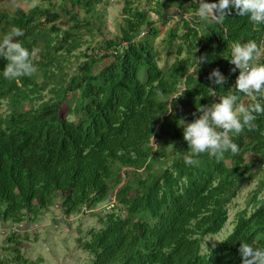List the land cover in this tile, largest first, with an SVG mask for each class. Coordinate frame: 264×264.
Masks as SVG:
<instances>
[{"label":"trees","instance_id":"16d2710c","mask_svg":"<svg viewBox=\"0 0 264 264\" xmlns=\"http://www.w3.org/2000/svg\"><path fill=\"white\" fill-rule=\"evenodd\" d=\"M68 1L71 9L64 3L59 11L35 6L27 12L16 8L12 15L1 13L0 39L19 26L24 35L16 39L31 50L43 35L36 19L51 22L49 31L58 37L60 29L53 23L61 13L78 24L72 9L80 4L90 12L102 0ZM167 1L155 0L158 7L152 11L164 17ZM122 12L120 36L97 46L123 43L122 49L78 62L71 74L64 73L49 88L52 82L36 80L38 73L5 78L8 61L0 58V224H34L57 198L65 215L78 213L83 205L95 207L113 193L117 204L110 202V210L99 219L101 228H91L87 240H77L92 255L89 264H242L241 241L264 248V179L236 212L223 241L205 250L201 245L204 236L225 225L227 206L242 182L256 176L255 162H246L245 153L258 155V164L264 166V114H257L256 127L234 137L238 152L229 151L223 158L202 153L191 165L183 159L189 149L181 118L192 121L200 115L201 104L236 90L239 69L230 72V46L249 40L261 46L264 24L232 13L224 24L206 23L197 14L180 17L183 32L172 30L163 39L167 45L180 40L177 57L160 67L150 39L156 34L155 21L148 9L126 1ZM86 22L92 28L93 21ZM142 32L146 36L135 41ZM69 36L66 32L58 39L57 51ZM75 42L65 51L73 52ZM49 46L46 40L44 47ZM202 53L211 60L199 67L193 57ZM85 55L83 51L78 59ZM45 57L52 61V56ZM258 62L264 63V45ZM34 63L47 76L48 61ZM217 67L227 77L224 85L208 79ZM46 88L50 95L44 98ZM69 93H74L73 100L62 110ZM238 94L245 104L254 103ZM15 254L13 260L25 261L19 251Z\"/></svg>","mask_w":264,"mask_h":264},{"label":"rangeland","instance_id":"374dc122","mask_svg":"<svg viewBox=\"0 0 264 264\" xmlns=\"http://www.w3.org/2000/svg\"><path fill=\"white\" fill-rule=\"evenodd\" d=\"M126 1L131 2V7L137 6L140 9H148L149 16L155 21L152 27L156 29V34L150 39L157 52V64L160 67L170 65L177 57L176 46L180 43V40L175 38L172 44L167 45L163 39L172 30L178 33V35L183 32L181 30L180 17L188 19L190 16L196 15L200 0H173V3L172 0H168L167 2H169L170 6L163 10L164 17L157 16V12L152 11L158 7L155 0H147L148 2L146 0H102L95 4L90 12H86L80 4L72 9L73 14L77 13V18H79V23L81 24L78 22L76 24V21L70 20V15L67 13H61L62 17L57 18L53 23L60 29L58 37L55 31H49L51 22H46L43 17L35 20L36 23H39L37 29L39 32L42 31L41 34L43 35L37 40L35 48L39 49V51L34 59L37 61L40 59L42 61H48L46 67L47 76H42L40 74L41 70L37 69L36 73L38 74L36 75V80L41 81L42 79L49 78L47 80L52 82L48 85L49 88L51 84L62 78L64 73L69 71L71 74L73 72L72 68L79 62L78 57L87 47H97L104 40H113L119 37L120 28L124 23L122 9ZM64 3L67 9H71L68 0H0V14L6 12L7 15H12L16 8L27 12L35 6L48 8L52 11H59L60 7L64 6ZM86 20L93 21L92 28ZM66 32L70 33V38L67 42H63V48L57 51L55 47L59 45L58 39L63 37ZM144 36L146 34L143 32L140 33L135 38V41ZM46 40H50L51 42L49 48L44 47ZM72 41H76L75 43L78 47L72 50L73 52L68 53L65 51V47ZM263 45L264 41L261 42V46ZM45 54L53 57L51 62H49L47 57L42 58V55ZM181 56H185L184 51ZM139 77L142 79L143 76L140 74ZM48 88L42 91L44 98L50 95ZM73 95L74 93L67 95L64 106L61 108L62 110H65L67 103L73 100ZM245 97L247 102H254L251 97L247 95ZM68 118L76 120L73 115H69ZM182 119L185 120L184 116L181 118V124H183ZM244 156L246 162L249 160L255 162L253 169L257 170L256 176L249 181L242 182L236 196L227 206L228 219L225 225L218 233L203 237L202 250L207 249L209 246H216L226 236L233 226L236 212L246 205V201L251 198L253 189L257 188L259 181L264 179V166L258 164V155L247 152ZM227 162L229 163V160ZM259 190V197H261L263 189ZM113 198V193H111L108 200L98 203L95 207L89 208L83 205L80 212L69 215L63 213L57 198L55 204L40 213L34 226H30V224L26 226L24 224L25 222H21L16 226L17 229L15 231L11 227H7L6 232L0 235V257L3 259V263L89 264L92 255L82 249L77 240H87L91 228L95 230L101 228L103 222L99 219L106 211L110 210L108 205L110 202H114ZM114 204H117V202H114ZM8 237H11V239L9 240ZM16 250L19 251L25 261L13 260V257L16 255Z\"/></svg>","mask_w":264,"mask_h":264},{"label":"clouds","instance_id":"9594fccd","mask_svg":"<svg viewBox=\"0 0 264 264\" xmlns=\"http://www.w3.org/2000/svg\"><path fill=\"white\" fill-rule=\"evenodd\" d=\"M230 13L247 16L254 24H264V0H200L197 9V15L206 23L224 24ZM23 35V28L13 26L0 39V58L8 61L3 68V76L10 80L32 76L37 71L34 58L39 49L30 50L22 41L16 39ZM260 56L261 46L255 40L231 45L230 60L235 65L231 71L236 72L239 69L235 81L236 90H229L211 104H201L198 108L200 115L192 121L182 119L183 135L189 149L183 156L186 164L197 163L202 153L223 158L229 151L238 152L239 145L234 137L245 129L256 127L257 114H264V63L258 62ZM193 59L201 67L205 62H210L211 57L202 53L199 56L194 55ZM208 79L214 85H224L227 77L217 67L208 74ZM240 92L251 97L254 103L245 104L238 94ZM4 224H1L3 227L0 229L11 225L16 228L19 225ZM35 224L30 223V226ZM239 252L243 258L242 264H264V248L241 241ZM0 262L3 264L1 257Z\"/></svg>","mask_w":264,"mask_h":264},{"label":"built area","instance_id":"2783aa9c","mask_svg":"<svg viewBox=\"0 0 264 264\" xmlns=\"http://www.w3.org/2000/svg\"><path fill=\"white\" fill-rule=\"evenodd\" d=\"M122 47H123V43L118 44L116 47H109V48H97L95 46L87 47L84 50V52H86V55L82 56L80 58L79 63L82 62L83 60L88 59L90 56H94V57H101L102 56L103 57L105 55H113L115 53V48L122 49ZM230 53H231V51H230ZM75 66L72 68V70L75 69ZM234 67H235V65H234ZM230 72H232V71L230 70ZM32 226H34V225H32ZM10 227L13 230H16V228L13 225H11ZM6 230H7V227L1 228L0 233L4 234L6 232ZM27 230H29V229H27ZM0 264H2V263L0 262Z\"/></svg>","mask_w":264,"mask_h":264},{"label":"crops","instance_id":"0c3cea01","mask_svg":"<svg viewBox=\"0 0 264 264\" xmlns=\"http://www.w3.org/2000/svg\"><path fill=\"white\" fill-rule=\"evenodd\" d=\"M25 225H27V223H24ZM3 225H5V224H3ZM0 227H3L2 225L0 226ZM2 239V238H1ZM0 256H1V252H0Z\"/></svg>","mask_w":264,"mask_h":264}]
</instances>
